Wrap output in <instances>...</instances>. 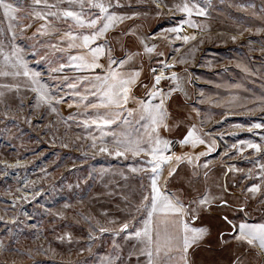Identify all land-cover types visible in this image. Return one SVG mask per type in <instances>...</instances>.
<instances>
[{"label":"rangeland","instance_id":"rangeland-1","mask_svg":"<svg viewBox=\"0 0 264 264\" xmlns=\"http://www.w3.org/2000/svg\"><path fill=\"white\" fill-rule=\"evenodd\" d=\"M145 1L149 0H122L126 7L118 11L130 16L135 14V18L125 20L110 37L118 36L121 29H132L136 35L140 34L138 30L149 26L147 19L152 18L154 23L145 28L147 33L162 32L161 37L167 39V48L160 51L164 55L159 59L175 64L166 75L174 71L179 76L180 90L166 101V107L174 118L184 120L185 126L196 124L208 134L204 136L207 143L194 150L176 143L172 151L177 155L184 152L196 155L207 151L214 141L215 151L201 157V165L206 160L211 161V165L207 179L201 168L198 186L219 195L227 185L228 191L234 194L227 197L233 205L243 203L245 186L260 183L256 179L260 175L256 161L264 163V158L247 146L243 151L238 150L241 140L262 143L260 137L264 136V129L247 131L255 123H264L261 110L264 108V0H195L206 14L193 15L191 20L197 27L184 23L183 31L182 21L188 17L169 11L181 0H168L171 4L160 8L163 11L160 14H153L156 8ZM22 3H30V0H22ZM129 4L131 7H127ZM149 14L152 17L148 18ZM41 23L33 22L23 33L17 27L15 43L24 49L29 68L40 72L41 82L55 90L60 81L50 78L49 68L67 62V53L48 47L58 43V35L34 37ZM174 27H180L181 37L194 35L196 39L187 43L176 39V33L166 31ZM0 28L6 29V24ZM60 28L63 30L66 25ZM134 37H122L119 44L112 39L113 55L136 52L139 44L135 45ZM11 44L10 34H0V46L5 51H10ZM60 46L66 48V44ZM187 47L190 52L185 51ZM33 51L36 56L31 55ZM181 60L184 62L180 63ZM134 63L136 67L143 63L140 79L151 87L149 68L158 65L157 58L149 60L145 56ZM62 75L81 74L66 68L57 74ZM2 83L19 84L21 88L19 93L0 89L5 93L0 98V244L4 246L0 249V264H101L102 257L113 253L114 239L125 245L122 237L114 238L110 232L101 234L99 227L112 229L115 225L110 221L122 222L127 211L124 198L131 202L138 199L140 176L129 171L134 158L99 152L102 146L99 130L95 125L86 128L82 123L94 118V110L85 109L83 102L75 106L77 98L66 86L58 93L64 95L65 102L56 105L57 111L53 112L47 106L35 107V94L25 90L31 86L26 78L0 77ZM143 84L133 89L136 98L144 97ZM88 87L87 84L80 86V94H87ZM159 87L167 93L175 84L162 80ZM17 96L24 101L23 109L19 107ZM69 104L74 106L70 108ZM128 107L135 108V101H129ZM86 112L90 115H85ZM70 116L73 119H69ZM133 127L121 124L113 126L112 131L118 137L125 131L135 136ZM182 132L183 129L173 128L162 135L178 141ZM93 137L96 148L92 147ZM105 140L108 147H114L111 136ZM234 144L238 147L233 148ZM250 170L252 179L248 178ZM186 171L190 172V168L182 164L170 191H176ZM164 175L167 176V169ZM258 200L259 197L248 201L253 222L264 215V206ZM90 235L95 239H90Z\"/></svg>","mask_w":264,"mask_h":264},{"label":"snow or ice","instance_id":"snow-or-ice-1","mask_svg":"<svg viewBox=\"0 0 264 264\" xmlns=\"http://www.w3.org/2000/svg\"><path fill=\"white\" fill-rule=\"evenodd\" d=\"M162 2L163 0H152L157 9H160ZM124 7L126 5L122 0H30L27 4L22 3V0H0V25L6 24V29L0 28V34L6 32L12 40L10 51H5L0 46V77L26 78L31 86L25 90L35 94V107L47 106L53 112L57 111L56 105L65 102L64 95L58 93L66 86L69 93L77 98L75 106L79 107L80 102H83L85 109L94 110V118L85 119L82 123L86 128L95 125L99 130L102 144L99 152L125 159L129 155L134 158L129 171L140 176L138 199L131 202L127 197L124 198L127 211L122 222L110 221L115 225L112 229L99 227L101 234L110 232L114 238L122 237L125 245L122 246L114 239L113 253L102 257L101 264H220L216 260L198 261L197 254L206 245L208 251L215 248L221 252L229 251L227 264H254V261L264 264V215L258 222H253L248 211L250 199L259 197V204L264 206V163L259 159L256 161L260 172L256 179L260 183L245 186L242 190L245 195L243 203L233 205L227 197L234 194L228 191L227 185L219 195H214L207 189L201 190L198 186L201 168L207 179L211 161L206 160L201 165L200 160L215 151V142L208 146L207 151L196 155L190 152L177 155L172 151L176 143L194 150L207 143L204 136L208 134L198 129L196 124L185 126L184 120L174 118L168 111L166 101L180 90L179 76L174 71L170 76L165 75L164 69H172L175 64L159 59L164 53L156 51V44L149 45L132 29H121L118 36L110 37V33L125 20L135 18V14L130 16L118 11ZM169 11L185 14L188 19L182 21V25L186 23L193 28L197 25L192 22L191 17L206 14L195 0H181L173 8H169ZM21 13L26 14L22 16ZM35 21L42 23L34 37L58 35V43H52L48 47L56 52L67 53V62L49 68L50 78L60 81L55 90L41 82L40 72L29 68L24 49L15 43L16 28L19 27L23 33ZM60 25H66V28L61 30ZM166 31L176 33V39H182L185 43L196 39L194 35L181 37L180 27ZM128 36L136 37L139 49L134 53L124 51L123 56H114L111 40L115 39L119 44L122 37ZM65 44L66 48L60 46ZM74 51L77 54H72ZM31 55L36 56L37 53L33 51ZM145 56L149 60L157 58L160 66L149 68L151 87L143 84L140 79L143 63L139 67L134 63L137 58L143 60ZM102 59L105 60L104 63L101 62ZM66 68L81 75L57 76ZM162 80H171L175 87H170L165 93L159 87ZM84 84L89 87L85 90L87 94L81 95L80 86ZM140 84H143L145 90L144 97L136 98L133 89ZM20 88L19 84H0V89L14 90L17 93ZM4 95V91H0V98ZM17 99L20 100L19 107L23 109V99L19 96ZM129 101H135L136 107L129 108ZM73 106L69 104L70 108ZM261 110L264 111V108ZM85 115L90 113L86 112ZM4 116L7 118V113ZM69 119L73 117L70 116ZM121 124L129 127L134 125L136 135L125 131L118 137L112 128ZM173 128L183 129L182 138L178 141L162 135L163 132H171ZM253 129H264V123H255L247 131L252 132ZM109 136L113 138L114 147L107 146L105 137ZM92 139V147L96 148V138ZM260 139L262 143L241 140L238 150L243 151L244 146H247L264 158V136ZM232 147L238 146L234 144ZM182 164H187L190 172L186 171L184 178L178 181L176 191H170L172 181L180 175ZM165 169L167 176L164 175ZM229 171L233 169L230 167ZM248 178H253L251 170ZM68 239L71 240L70 235ZM90 239L95 237L90 235ZM3 247L0 244V249Z\"/></svg>","mask_w":264,"mask_h":264},{"label":"crops","instance_id":"crops-1","mask_svg":"<svg viewBox=\"0 0 264 264\" xmlns=\"http://www.w3.org/2000/svg\"><path fill=\"white\" fill-rule=\"evenodd\" d=\"M152 0H149L148 3L145 1V4H147L148 6H150L151 8H156L155 6L153 7V3H151ZM169 4H171V2H168V0H163V2L161 3V7L160 8H165V6L167 7ZM161 12H163L161 9H153V14H160ZM151 14V13H150ZM148 15V18L149 17H152L151 15ZM148 22L150 23H146L147 25L149 24L152 25L154 23V21H152V18H149L147 19ZM156 20V19H155ZM149 26H146V27H149ZM145 26H143L140 30V34L137 33V36L141 37V38H144L146 40V42H150L152 41V44L156 43V51L157 52H160L161 50H165V45L167 44L165 40H167L166 38L164 37H161L162 36V32L156 34V35H152L150 33H147V29ZM134 42H135V45L137 42L136 40V37H134ZM148 42V43H149ZM150 44V43H149ZM151 45V44H150ZM171 45V44H170ZM137 48V46L135 47ZM190 47H187L185 49L186 52H190L189 49ZM131 49V48H130ZM139 49V48H137ZM142 50V49H141ZM184 52V53H186ZM208 246L206 245L205 246V249L203 250H200L197 254V259L198 261H208V262H211L213 260H216V261H219L220 264H227V261H228V258H229V255H230V252L229 251H224V252H221L218 248H215L213 251H208L207 250Z\"/></svg>","mask_w":264,"mask_h":264},{"label":"built area","instance_id":"built-area-1","mask_svg":"<svg viewBox=\"0 0 264 264\" xmlns=\"http://www.w3.org/2000/svg\"><path fill=\"white\" fill-rule=\"evenodd\" d=\"M183 27H184V25L182 26V31H183ZM153 67H155V68H159L160 66H159V65H155V66H153ZM169 71H170V69H164L165 75H166L167 73H169Z\"/></svg>","mask_w":264,"mask_h":264}]
</instances>
